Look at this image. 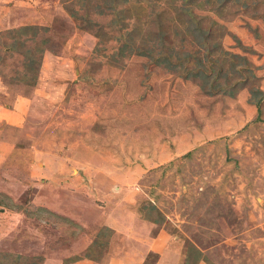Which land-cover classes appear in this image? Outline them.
Segmentation results:
<instances>
[{
  "label": "rangeland",
  "instance_id": "1",
  "mask_svg": "<svg viewBox=\"0 0 264 264\" xmlns=\"http://www.w3.org/2000/svg\"><path fill=\"white\" fill-rule=\"evenodd\" d=\"M154 2L169 19L182 0ZM142 5L122 31L109 16L96 17L109 36L99 43L62 0H0V31L44 25L52 43L34 87L0 77V253L22 256L4 264L122 257L138 212L156 224L150 234L172 240L143 264H183L190 244L206 264H264V98L259 108L245 88L235 97L209 95L134 50L115 54L126 31L141 24L155 34L154 10ZM210 6L193 12L206 29L212 19L225 26L223 34L212 26L216 41L246 55L264 91V0H232L221 15ZM135 38L134 48L144 49ZM6 61L7 76L20 71L19 55ZM119 204L126 210H115ZM151 205L164 223L146 217H156ZM108 219L121 229L102 224Z\"/></svg>",
  "mask_w": 264,
  "mask_h": 264
},
{
  "label": "trees",
  "instance_id": "2",
  "mask_svg": "<svg viewBox=\"0 0 264 264\" xmlns=\"http://www.w3.org/2000/svg\"><path fill=\"white\" fill-rule=\"evenodd\" d=\"M63 1L69 16L79 24L80 28L93 32L99 43L105 42L109 36L99 25L96 17L109 16L108 25L122 31L131 25L132 18H138L139 9L142 11L146 9L142 5L145 2L147 7L150 6L152 11L154 10L155 20L158 21L155 34L143 33L139 23L138 28L135 27L133 31H126L121 35L124 43L115 54L121 53L124 57L126 54H123V51L126 50L128 55L134 51L136 54L145 55L150 61L162 64L166 69L180 71V75L195 81L200 85L202 92L209 95L220 94L235 97L238 91L245 88L250 94L248 102L257 107L260 106L264 91L254 83L257 79L255 72L257 67L248 61L246 55L224 51L220 42L216 41L217 39L212 34L215 29H212V26H216L217 22L210 20L209 28L206 29L202 24L205 18L193 12L194 6L202 9L210 4L211 9L221 15V11L232 0H182L180 5L173 7V14L169 15V19L164 18L162 12L156 10L154 0ZM93 25L97 26L96 30L92 29ZM215 30L220 34L226 31L225 26L219 27L218 25ZM48 31V26L39 24H22L0 31V65H8L6 61L8 55L17 54L22 58L20 71H16L14 76H7L0 70V77L3 80L25 87L36 85L44 53L46 50L52 51L50 38L45 35ZM169 33L175 38L178 36L177 42L167 38ZM135 36L139 38L144 49L134 48ZM150 42L152 45L145 48V45ZM189 44L193 45L194 49H187L186 46ZM5 48L8 49L7 52L3 50ZM202 48H204L203 51H201ZM225 54L229 55V58H226ZM150 209L155 211L156 217H150L149 211L146 217L153 222L164 223V214L153 205ZM10 256L17 261L22 258L18 254L0 253V264H4L2 260ZM36 260V257L29 258V264H37ZM201 260L208 262L202 252L190 244L183 264H197Z\"/></svg>",
  "mask_w": 264,
  "mask_h": 264
},
{
  "label": "crops",
  "instance_id": "3",
  "mask_svg": "<svg viewBox=\"0 0 264 264\" xmlns=\"http://www.w3.org/2000/svg\"><path fill=\"white\" fill-rule=\"evenodd\" d=\"M23 102L24 104L27 103L29 104V99L25 98L23 99ZM20 106L22 107V105ZM120 204L118 205V208L115 210L118 211L121 209L126 210V208H123L124 206H120ZM111 214H113V211ZM122 218L123 216H120L118 219H122ZM111 220L112 219H108V221L104 220L102 224H105L107 228L108 227L113 228L116 233V231L121 228L116 227L115 219L113 223H112L113 220L112 221ZM133 220L131 221V223L127 224L128 231H126V235L123 236L124 240L122 242V250H123L122 253L124 255L121 254L123 255L122 257L116 258L115 256V259H112L110 255L112 252H107L106 255L104 254L103 258L100 260H97L95 257H83V258L75 259L74 262H69L68 264H143L145 261V257L150 252L162 254L166 244H168L169 241H172L166 236L165 231H159L157 234H153V235L150 234L148 229L151 226H155L156 224H151L145 221L144 219H142L139 215V212L133 218ZM133 233L135 236L133 235ZM87 245L88 243H86L82 248L84 249ZM111 245L112 242H109V248ZM197 264H206V263L201 260Z\"/></svg>",
  "mask_w": 264,
  "mask_h": 264
}]
</instances>
